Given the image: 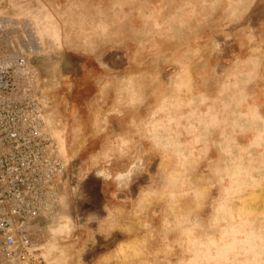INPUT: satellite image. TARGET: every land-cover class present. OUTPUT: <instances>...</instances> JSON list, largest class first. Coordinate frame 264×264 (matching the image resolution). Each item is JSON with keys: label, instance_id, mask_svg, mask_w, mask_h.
Masks as SVG:
<instances>
[{"label": "rangeland", "instance_id": "obj_1", "mask_svg": "<svg viewBox=\"0 0 264 264\" xmlns=\"http://www.w3.org/2000/svg\"><path fill=\"white\" fill-rule=\"evenodd\" d=\"M2 16L37 39L65 162L30 264H264V0H0Z\"/></svg>", "mask_w": 264, "mask_h": 264}, {"label": "built area", "instance_id": "obj_2", "mask_svg": "<svg viewBox=\"0 0 264 264\" xmlns=\"http://www.w3.org/2000/svg\"><path fill=\"white\" fill-rule=\"evenodd\" d=\"M26 24L0 17V264H30L33 237L52 212L65 173L47 129ZM36 42V44H34Z\"/></svg>", "mask_w": 264, "mask_h": 264}, {"label": "bare ground", "instance_id": "obj_3", "mask_svg": "<svg viewBox=\"0 0 264 264\" xmlns=\"http://www.w3.org/2000/svg\"><path fill=\"white\" fill-rule=\"evenodd\" d=\"M35 47H36V45H34ZM36 49H37V47H36Z\"/></svg>", "mask_w": 264, "mask_h": 264}]
</instances>
